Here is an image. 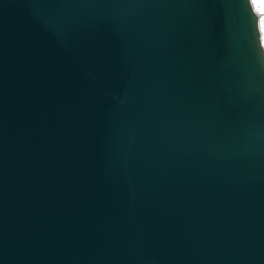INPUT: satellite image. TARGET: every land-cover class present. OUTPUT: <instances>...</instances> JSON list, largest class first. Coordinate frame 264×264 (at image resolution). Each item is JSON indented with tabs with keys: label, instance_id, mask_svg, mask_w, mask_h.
<instances>
[{
	"label": "water",
	"instance_id": "1",
	"mask_svg": "<svg viewBox=\"0 0 264 264\" xmlns=\"http://www.w3.org/2000/svg\"><path fill=\"white\" fill-rule=\"evenodd\" d=\"M252 19L0 0V264H264Z\"/></svg>",
	"mask_w": 264,
	"mask_h": 264
},
{
	"label": "snow or ice",
	"instance_id": "2",
	"mask_svg": "<svg viewBox=\"0 0 264 264\" xmlns=\"http://www.w3.org/2000/svg\"><path fill=\"white\" fill-rule=\"evenodd\" d=\"M252 10L258 16L259 40L264 45V0H251Z\"/></svg>",
	"mask_w": 264,
	"mask_h": 264
},
{
	"label": "rangeland",
	"instance_id": "3",
	"mask_svg": "<svg viewBox=\"0 0 264 264\" xmlns=\"http://www.w3.org/2000/svg\"><path fill=\"white\" fill-rule=\"evenodd\" d=\"M245 2H246L247 10L249 11L250 15L253 18L252 19V29H253V33H254V40L256 41L255 42V47H256V49L258 51V54L261 55L259 57L262 58V61H263V64H264V48H263L262 45L259 46V44H261V43H259L260 40L258 39L259 38V35H260L259 34V29H258V16H257V13H254V11L252 10L251 0H245ZM255 26H257V27H255ZM259 48H261L260 50L263 51V52H260Z\"/></svg>",
	"mask_w": 264,
	"mask_h": 264
},
{
	"label": "bare ground",
	"instance_id": "4",
	"mask_svg": "<svg viewBox=\"0 0 264 264\" xmlns=\"http://www.w3.org/2000/svg\"><path fill=\"white\" fill-rule=\"evenodd\" d=\"M252 12H253V11H252ZM254 13H256V12H254ZM255 27H257V26H255ZM258 39H259V38H258ZM258 41H259V40H258ZM255 42H256V41H255ZM259 43H260V42H259ZM257 44H258V43H257ZM260 45H261V44H259V46H260ZM259 46H258V47H259ZM262 46H263V48H264V45H262ZM261 48H262V47H261ZM261 48H259V50H260ZM260 52H263V51L260 50ZM259 56H261V55H259Z\"/></svg>",
	"mask_w": 264,
	"mask_h": 264
}]
</instances>
